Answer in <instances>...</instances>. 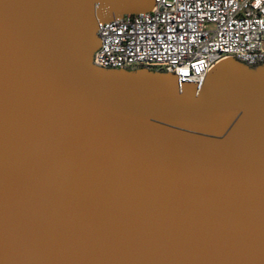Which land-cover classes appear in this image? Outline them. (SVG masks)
Masks as SVG:
<instances>
[{"label": "water", "instance_id": "water-1", "mask_svg": "<svg viewBox=\"0 0 264 264\" xmlns=\"http://www.w3.org/2000/svg\"><path fill=\"white\" fill-rule=\"evenodd\" d=\"M155 4L0 0V264H264V65L93 64Z\"/></svg>", "mask_w": 264, "mask_h": 264}, {"label": "built area", "instance_id": "built-area-1", "mask_svg": "<svg viewBox=\"0 0 264 264\" xmlns=\"http://www.w3.org/2000/svg\"><path fill=\"white\" fill-rule=\"evenodd\" d=\"M149 13L99 23L93 64L105 70L171 73L198 83L230 58L264 65V0H155Z\"/></svg>", "mask_w": 264, "mask_h": 264}]
</instances>
